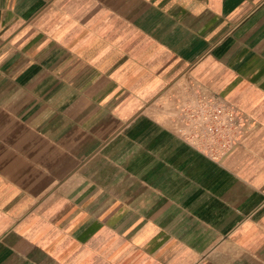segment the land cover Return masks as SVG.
Listing matches in <instances>:
<instances>
[{
	"label": "crops",
	"instance_id": "obj_1",
	"mask_svg": "<svg viewBox=\"0 0 264 264\" xmlns=\"http://www.w3.org/2000/svg\"><path fill=\"white\" fill-rule=\"evenodd\" d=\"M0 264H264V0H0Z\"/></svg>",
	"mask_w": 264,
	"mask_h": 264
},
{
	"label": "built area",
	"instance_id": "obj_2",
	"mask_svg": "<svg viewBox=\"0 0 264 264\" xmlns=\"http://www.w3.org/2000/svg\"><path fill=\"white\" fill-rule=\"evenodd\" d=\"M177 130L187 141L217 159L244 135L248 121L235 107L200 93L196 104L179 108Z\"/></svg>",
	"mask_w": 264,
	"mask_h": 264
}]
</instances>
